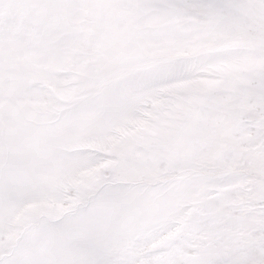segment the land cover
Masks as SVG:
<instances>
[{
    "label": "snow or ice",
    "instance_id": "snow-or-ice-1",
    "mask_svg": "<svg viewBox=\"0 0 264 264\" xmlns=\"http://www.w3.org/2000/svg\"><path fill=\"white\" fill-rule=\"evenodd\" d=\"M0 264H264V0H0Z\"/></svg>",
    "mask_w": 264,
    "mask_h": 264
}]
</instances>
